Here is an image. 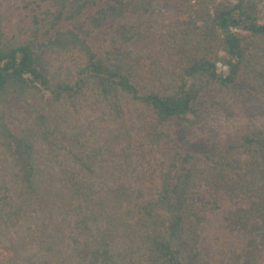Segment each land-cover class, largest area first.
I'll use <instances>...</instances> for the list:
<instances>
[{"label": "trees", "instance_id": "trees-1", "mask_svg": "<svg viewBox=\"0 0 264 264\" xmlns=\"http://www.w3.org/2000/svg\"><path fill=\"white\" fill-rule=\"evenodd\" d=\"M179 10L152 29L147 0H32L11 33L0 10L5 264H211L200 230L226 203L224 228L246 239L219 264H264V128L207 142L214 157L165 147L171 118L203 123L208 94L264 100V0ZM103 23L100 53L89 37ZM11 102L29 129H11Z\"/></svg>", "mask_w": 264, "mask_h": 264}, {"label": "rangeland", "instance_id": "rangeland-1", "mask_svg": "<svg viewBox=\"0 0 264 264\" xmlns=\"http://www.w3.org/2000/svg\"><path fill=\"white\" fill-rule=\"evenodd\" d=\"M106 5L109 0H98ZM32 0H0L3 3L0 10L3 14L2 23L11 33L16 26L26 28L27 15ZM149 13L147 21L152 29H156L163 21L181 16L179 0H147ZM114 32L113 25L100 24L89 37L93 48L102 53L108 47L105 39ZM242 88L238 89V95L228 100L226 104L218 105L219 99L215 93L204 97L205 105L202 107L205 120L200 126L187 129L175 117L171 118L169 131L172 134V142H167L165 147L172 153L173 148L178 147L181 152H188L199 157L216 156L219 151L209 148L207 142H220L223 145L233 144L239 138V131L242 127L264 128V100L260 98L245 96ZM215 103V104H214ZM22 104L11 102L7 108V120L14 132L29 129L31 116L26 113ZM232 206L222 204L215 212L209 213L206 221L202 224L201 249L211 264H219L221 252L225 256L231 249H240L246 239L244 235L229 234L223 225L224 214ZM7 252L0 246V264H5Z\"/></svg>", "mask_w": 264, "mask_h": 264}]
</instances>
